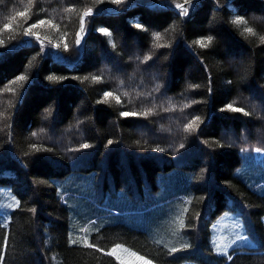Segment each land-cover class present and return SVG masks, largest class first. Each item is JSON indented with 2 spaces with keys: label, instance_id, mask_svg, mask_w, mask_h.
<instances>
[{
  "label": "trees",
  "instance_id": "16d2710c",
  "mask_svg": "<svg viewBox=\"0 0 264 264\" xmlns=\"http://www.w3.org/2000/svg\"><path fill=\"white\" fill-rule=\"evenodd\" d=\"M261 37L264 0H0V264H264Z\"/></svg>",
  "mask_w": 264,
  "mask_h": 264
},
{
  "label": "rangeland",
  "instance_id": "374dc122",
  "mask_svg": "<svg viewBox=\"0 0 264 264\" xmlns=\"http://www.w3.org/2000/svg\"><path fill=\"white\" fill-rule=\"evenodd\" d=\"M176 7H175V9H176ZM27 42H30V39H28ZM174 204L178 205L179 202H177V200H176L174 202ZM9 205H13V206L10 207ZM18 205H19L18 196L16 194H14L9 188H6L5 186H0V217L1 216L4 217L6 213H9L10 211L14 210L15 208L18 207ZM220 222H221V224H219V227H218L219 230L217 232L221 236V241H222L221 248H225V246H226V249H228V244L231 242L232 237L238 238V240L241 238L240 237L241 230L237 226V224L234 221H232L231 218H227L226 214H223L220 216ZM86 229H87V231H90V232L92 231V228L86 227ZM215 229H216V227L212 228L214 235H215ZM87 231H85L83 233V235H81V228L77 229L75 232L72 231V233H71V244L81 243L80 239H81V237L86 238V236L88 234ZM244 237L247 238L246 235ZM238 240H236V241H238ZM73 241H75V242H73ZM215 242H216V240H215ZM214 244L216 245V243H214ZM118 245L120 247L117 248L116 254L113 256L116 258L119 257L118 260L122 264H145L146 261L149 262V260L145 259L143 256H141L137 252L133 251L132 249H130L126 245H124V244H118ZM242 245H244V243H242ZM116 246L117 245L113 246L109 251H107V253H110L113 248H116ZM133 254H135V255H133ZM150 264H152V263L150 262Z\"/></svg>",
  "mask_w": 264,
  "mask_h": 264
},
{
  "label": "snow or ice",
  "instance_id": "6c2138e0",
  "mask_svg": "<svg viewBox=\"0 0 264 264\" xmlns=\"http://www.w3.org/2000/svg\"><path fill=\"white\" fill-rule=\"evenodd\" d=\"M111 2L114 3V4H119V3L123 2V0H111ZM177 7L182 8V9H183V13H184V14H187V8H183L182 5H177ZM26 11H27V10H25V12H19V13H17V15L23 17V16L26 15ZM69 11H70V9H69ZM85 15H88V13H85ZM233 22L236 23V24L246 23V21H244L242 18H237V19L234 20ZM38 23L42 25V24L45 23V21L40 20ZM4 27H5V28H8L9 25H8V24H5ZM30 27H32V28L37 27V24H32ZM137 27H141V25L138 24ZM26 31H27V30H26ZM102 31H103V30H102ZM245 31H247L248 33L254 34L252 28H246ZM105 34H107V35H111V33H107V32H105ZM156 39H159V34H156ZM207 39L210 41V40H211V37H209V38H207ZM261 39L264 40V37H261ZM77 42H79V41H77ZM196 43H199L201 47H206V46H207V45L205 44L204 40L197 41ZM146 59H150V57H146ZM17 79H18V80H24V79H26V76L21 75V76H19ZM48 79H49V80H60V79H64V77L49 76ZM92 79H93L94 81H97V80H99L100 78H99V77H92ZM13 83H14V82H13ZM112 95H113V94H112L111 92H105V93H104V97H105V98L110 97V96H112ZM125 95H127V94L125 93ZM117 101H119V98H118V97H117ZM226 108H227L228 110L235 111V112H243V111H244L242 108L234 107L233 104H228V105H226ZM151 112H152V109H148V110H146L145 112H143L142 114L145 115V116H147V115L150 114ZM131 114L135 115V113H131ZM247 114H248V113H245V115H247ZM121 115H123V116H128V115H130V113H128V112H123V113H121ZM198 120H199V117L194 118L193 121H191L188 125H186V129H185V130H186V131L194 130V125H196V122H197ZM33 135H36V134L33 133ZM111 143H112V141H109V144H111ZM33 147H35V146H33ZM81 147L86 149V148L90 147V145H88V144H83V145H81ZM180 147L183 148L184 145L181 144ZM256 151H257V152H261V149L257 148ZM9 206L12 207L13 205H9ZM32 211H35V209H32ZM181 226H183V221H181ZM85 231H87V229H85ZM244 239H246V237H244ZM73 242H75V241H73ZM90 246H91V245H90ZM119 247H120V246L117 245L116 248H113L109 254H110V255H115V254H116V251H117V248H119ZM185 247H187V245H185ZM172 251H176V249H172ZM217 251L222 252V253L225 252V251H226V246H225V248H221L220 245H217ZM133 255H135V254H133ZM117 259H119V257H117ZM228 259L230 260V259H231V256H229ZM145 264H150V262L146 261Z\"/></svg>",
  "mask_w": 264,
  "mask_h": 264
},
{
  "label": "crops",
  "instance_id": "0c3cea01",
  "mask_svg": "<svg viewBox=\"0 0 264 264\" xmlns=\"http://www.w3.org/2000/svg\"><path fill=\"white\" fill-rule=\"evenodd\" d=\"M150 262V261H149ZM152 263V262H151ZM152 264H154V263H152Z\"/></svg>",
  "mask_w": 264,
  "mask_h": 264
}]
</instances>
